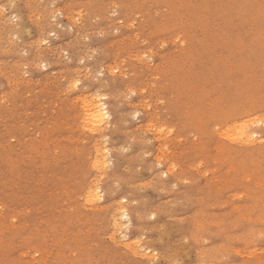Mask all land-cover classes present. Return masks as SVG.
I'll use <instances>...</instances> for the list:
<instances>
[{
	"label": "rangeland",
	"instance_id": "obj_1",
	"mask_svg": "<svg viewBox=\"0 0 264 264\" xmlns=\"http://www.w3.org/2000/svg\"><path fill=\"white\" fill-rule=\"evenodd\" d=\"M263 138L264 0H0V264H264Z\"/></svg>",
	"mask_w": 264,
	"mask_h": 264
},
{
	"label": "bare ground",
	"instance_id": "obj_2",
	"mask_svg": "<svg viewBox=\"0 0 264 264\" xmlns=\"http://www.w3.org/2000/svg\"><path fill=\"white\" fill-rule=\"evenodd\" d=\"M189 11H191V10H189ZM191 16V15H190ZM188 18H190L189 16H188ZM193 18V21H194V17H192ZM196 18V17H195ZM198 19V18H197ZM190 20H191V18H190ZM158 94V93H157ZM239 108V107H238ZM83 109H84V119H83V122H84V126L87 128V129H90V130H95V129H97L101 124H102V122L105 120V117L107 116V113H108V111L106 110V108L104 107V104L102 103V102H100V99L98 98V97H95L94 99H85L84 100V106H83ZM226 110V109H225ZM235 110V109H234ZM111 116V115H110ZM234 115H232V117H233ZM238 116V115H237ZM237 116H236V118H237ZM224 118V117H223ZM228 118H231V117H228ZM227 118V119H228ZM226 119V118H225ZM225 119H222V120H224V123H225ZM233 120H236V121H238L237 119H235V118H233ZM153 122V121H152ZM226 124H227V122H226ZM223 125H225V124H223ZM222 125V126H223ZM228 125V124H227ZM231 125V126H230ZM228 127H226L223 131H221V133H222V137L223 136H226V138L228 137V139H232V140H236V141H240V142H244V144L245 143H248V144H250V145H253V147H255V143H257L256 141H257V139H256V137H257V135H258V132H256V131H251L250 129H249V123L248 122H244V123H242L241 122V124H239V123H236L235 122V124H230ZM222 126H220V127H222ZM225 127V126H224ZM223 127V128H224ZM219 130H221V129H219ZM101 132V131H100ZM221 133H219V134H221ZM221 136V135H220ZM259 137V136H258ZM225 138V137H224ZM225 138V139H226ZM263 140H264V138H263ZM262 140V141H263ZM229 141V140H228ZM259 142V141H258ZM238 143V142H237ZM259 143H261V142H259ZM234 144V143H233ZM243 144V143H242ZM222 145V144H221ZM235 145V144H234ZM249 145V146H250ZM260 144H258L257 146L259 147V148H261L260 149V151L262 152V147H260L259 146ZM263 145V144H262ZM239 146H241V145H239ZM238 146V147H239ZM246 146H247V144H246ZM245 146V147H246ZM244 147V148H245ZM248 147V146H247ZM247 147H246V149H247ZM241 148V147H240ZM243 147H242V149H244ZM250 148V147H249ZM236 149V148H235ZM236 150H238V149H236ZM236 150H234V151H236ZM250 150V149H249ZM252 150H255V149H253L252 148ZM264 150V149H263ZM234 151H233V149H232V152L234 153ZM96 152H97V154H96V162L98 163V162H100V161H102L103 162V155H104V152L101 150V148L100 147H98L97 148V150H96ZM227 152H229L228 150H227ZM239 152V151H238ZM253 152V151H252ZM248 153H250V152H248ZM241 154V153H240ZM258 154H259V151H258ZM257 154V155H258ZM243 155V154H242ZM248 157V156H247ZM260 166V165H259ZM102 169V168H101ZM257 171V170H256ZM258 172V171H257ZM100 176V175H99ZM183 177V176H182ZM7 186H9V185H7ZM67 195V194H66ZM97 191L95 190V189H91L90 191H89V197L90 198H93V199H96L97 198ZM80 197V196H79ZM102 200V199H101ZM119 213H121V215L122 216H125V215H127L128 213H127V210H124V209H122V210H120V212ZM0 215H2V214H0ZM116 220H117V218H116ZM173 220V219H172ZM87 223H89V222H87ZM2 225V224H1ZM2 227V226H1ZM3 229V228H2ZM1 229V230H2ZM5 229V228H4ZM4 229H3V231H4ZM1 230H0V232H1ZM2 231V233H4ZM45 261V260H44ZM172 263V262H171Z\"/></svg>",
	"mask_w": 264,
	"mask_h": 264
}]
</instances>
